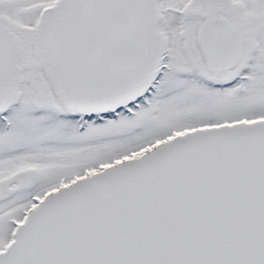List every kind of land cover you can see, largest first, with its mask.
<instances>
[{
	"label": "snow or ice",
	"instance_id": "6c2138e0",
	"mask_svg": "<svg viewBox=\"0 0 264 264\" xmlns=\"http://www.w3.org/2000/svg\"><path fill=\"white\" fill-rule=\"evenodd\" d=\"M0 264H264V0H0Z\"/></svg>",
	"mask_w": 264,
	"mask_h": 264
}]
</instances>
